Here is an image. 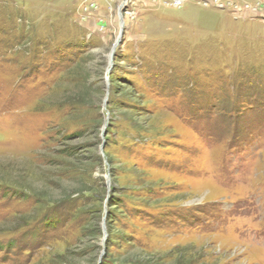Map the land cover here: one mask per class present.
Listing matches in <instances>:
<instances>
[{"label": "rangeland", "instance_id": "374dc122", "mask_svg": "<svg viewBox=\"0 0 264 264\" xmlns=\"http://www.w3.org/2000/svg\"><path fill=\"white\" fill-rule=\"evenodd\" d=\"M95 1L0 0V264H264V0Z\"/></svg>", "mask_w": 264, "mask_h": 264}, {"label": "built area", "instance_id": "2783aa9c", "mask_svg": "<svg viewBox=\"0 0 264 264\" xmlns=\"http://www.w3.org/2000/svg\"><path fill=\"white\" fill-rule=\"evenodd\" d=\"M83 1H84V5H83V12L84 13L90 14L91 11L97 9V7H98L95 0H83ZM200 2H202V4H205V5H208V4L213 5L211 2H208L207 0H202ZM168 3H170V1ZM174 3L176 5H178L181 3V0H174Z\"/></svg>", "mask_w": 264, "mask_h": 264}, {"label": "water", "instance_id": "95a60500", "mask_svg": "<svg viewBox=\"0 0 264 264\" xmlns=\"http://www.w3.org/2000/svg\"><path fill=\"white\" fill-rule=\"evenodd\" d=\"M120 21H122V16H121V14H120ZM121 33H122V27L120 28V31H119V34H118V39H119ZM118 39H117V41H118ZM117 41H116V43H117ZM113 48H114V47H113ZM112 54H113V49H112V51H111V53H110V55H109V65H110V66H111Z\"/></svg>", "mask_w": 264, "mask_h": 264}]
</instances>
